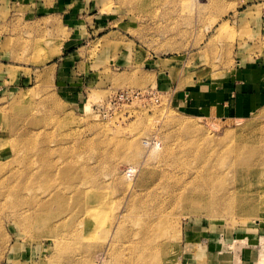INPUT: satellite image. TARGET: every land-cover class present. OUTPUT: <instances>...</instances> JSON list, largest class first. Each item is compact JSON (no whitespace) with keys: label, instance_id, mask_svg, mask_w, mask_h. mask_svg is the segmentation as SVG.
I'll return each instance as SVG.
<instances>
[{"label":"rangeland","instance_id":"rangeland-1","mask_svg":"<svg viewBox=\"0 0 264 264\" xmlns=\"http://www.w3.org/2000/svg\"><path fill=\"white\" fill-rule=\"evenodd\" d=\"M44 4L0 0V264H90L107 237L104 226L128 205L117 242L149 218L175 252L168 264H226L229 251L243 263L248 254L264 255V163L257 178H238L225 153L250 140L242 159L264 154V104L220 118L176 99L194 78L220 79L234 65L232 45L248 36L245 26L237 33L228 15L217 16L214 0H93L103 31L72 50L65 73L57 67L61 29L38 19ZM124 50L127 68L113 64ZM151 50L174 57L161 67L174 81L167 88L140 68ZM21 92L26 99L17 101ZM41 148H49L46 156ZM216 152L227 156L223 163L212 158ZM63 166L70 169L61 173ZM202 167L213 192L196 199L186 186L184 198V178ZM46 168L55 171L42 184L54 182L72 196L38 216L33 200L40 189L19 184ZM81 189L88 193L75 192ZM233 201L252 206L250 213L231 208ZM88 207L94 215L84 212ZM60 216L69 221L57 223Z\"/></svg>","mask_w":264,"mask_h":264},{"label":"crops","instance_id":"crops-1","mask_svg":"<svg viewBox=\"0 0 264 264\" xmlns=\"http://www.w3.org/2000/svg\"><path fill=\"white\" fill-rule=\"evenodd\" d=\"M43 2L44 6L37 11L40 15L38 19L48 21L47 25L52 21L61 29L58 45L61 56L57 67L58 71L69 73L72 50L76 46H84L97 40L98 38L91 40L89 38L103 31L104 20H98L94 13L93 0H43ZM214 2L220 10L216 12L217 16L225 18L228 15L230 25L235 27L236 32L245 26L248 36L241 40L236 37L232 45L235 46V63L220 79L203 78L199 81L194 78L193 84L180 90L176 99L180 107L194 110L196 113L220 118L242 117L264 104V0H214ZM171 58L174 57L166 53L157 54L151 50L144 55L140 68L156 83H164L167 88L174 81L171 79L170 71L166 68L161 70V67ZM131 62L130 53L124 50L118 53L113 64L127 68L132 66ZM230 252L227 253L230 255Z\"/></svg>","mask_w":264,"mask_h":264},{"label":"bare ground","instance_id":"bare-ground-1","mask_svg":"<svg viewBox=\"0 0 264 264\" xmlns=\"http://www.w3.org/2000/svg\"><path fill=\"white\" fill-rule=\"evenodd\" d=\"M26 96H27V94L24 92L19 93L17 96V99H18L17 101L26 99ZM181 125L184 127H188V124H185V123H180V126ZM17 142H18V144H21V143H19V140ZM249 143H250V140H247L244 143H242L241 146L230 145L225 152V153H227V155L230 156L231 164H230L229 168L232 167L236 173H239L238 175H236V176H238V178H240V177L241 178H246V177L257 178V176H258L257 168H259L258 166L260 164L264 163V154L260 155L258 158H256V160H253V161L245 160V158L242 159L243 153L241 150H243V148L247 147L249 145ZM18 144L15 145L16 149L20 147ZM129 146H132L131 148H133V147L137 148L134 145V142L129 143ZM40 150H42L43 156H46L47 152H49V148H41ZM226 157L227 156H225V155L222 156L221 153L216 152V155H214L212 158L215 160H218V162L223 163V161L226 160ZM207 159L209 161L211 160V158H207ZM44 163H48V162L46 160H44ZM72 165L74 166V164H72ZM48 166H50V164ZM67 166H65V167L63 166L64 167L63 170L61 168V170H62L61 173H66L70 169ZM131 169L132 168H130V170ZM44 170H45L44 172H40L38 175H35L33 173H30V172L27 173L25 175V178L19 184V185L23 186L24 189L29 190L30 192H32L33 190H36V189H40L41 192L38 195L35 194L34 200H33L35 206L39 205V209H40L39 211H37L36 209L33 208V212L35 213V215H38V216L40 215L42 210L46 209L47 207H50L53 204L63 203L62 204V206H63L64 205V199L66 202L68 200L67 198L72 196V193H71V195H69V193L66 194L64 192V190L58 184H56L54 182H48V184H46V185L42 184L43 183L42 181L50 180V177L54 174V171H55L54 170L53 172H50V171H48L47 168ZM207 170H209L208 167H202L199 169L194 168L193 174L190 175L188 173V175H186V177L184 179H186L188 176H189V179L183 180L182 188H179V192L182 195L185 194L184 198L186 197V192L184 194L182 192L185 190L184 188L186 186L192 187L190 192L191 191H194V192L192 193L191 197H195L196 199L202 198V195L204 193H209V195H210L213 192V190H211V187L209 186V184L204 183V180H206L205 175L207 174ZM162 185H163V183H162ZM16 186H15V189L17 188ZM23 187H22V189H23ZM94 188H95V186L91 187L89 193L87 190H84V189L75 190V192L76 193L80 192L83 194H86V193L91 194V193L96 192ZM212 189H213V187H212ZM134 191H135L134 186H133V188L127 187V192L130 193V192H134ZM75 192L73 191V193H75ZM122 194H124V193H122ZM225 197L227 198L228 201L225 202L224 205L227 206V205H229V203H228L230 200L229 198H232V197H229V195H226ZM191 200H192V198H191ZM230 201H232V200H230ZM93 206L95 207L96 205H93ZM94 207L86 208V210H84V212L89 214V215L88 214H86V215H88V216L94 215V213L96 212V208H94ZM230 207L231 208L236 207L238 212L240 214H244V215H247L248 213H250V211L252 209V206L250 207V205L240 204V202H236V201H233L232 203H230ZM131 208L133 209V206L128 205V207L126 208L128 210L125 213L124 212L121 213V212L117 211L116 213H114V215H112V218H110V220L107 222V224L104 226V229H103V231L107 232V237L105 235V237L103 239L104 241L102 240L103 242L98 247V250L96 251V255L94 256V258L92 259V263L90 262V264H168V258H172V254L175 252L170 251V249H169L170 248V242L167 240H163L164 231L162 230L161 226H157L155 221H153L149 218L144 219L142 222V227H140V229L135 230L134 232H131L130 237L128 239L124 240L123 242L120 241V243H119V241L117 242V236H118L119 232L123 230V226L126 223L127 218L130 217L131 213L129 212V209H131ZM30 210L31 209L29 208V211ZM148 216H150V215L148 214ZM259 216L264 217V214H260ZM68 218H70V217L60 216L58 219H55V220L57 223H62V222L69 221ZM88 220H89L88 222H93L92 219H88ZM95 229L96 228H93L92 232H94ZM133 235L134 236L137 235L138 237L135 238ZM91 241H93V240H91ZM230 253H231L230 254L231 258L226 257L224 259V262L226 264H262V263H264V255L262 253H260L258 255V257L257 256L254 257L252 254L249 257L247 256L251 260L245 261L244 263L241 262L239 259H237L233 252H230Z\"/></svg>","mask_w":264,"mask_h":264},{"label":"built area","instance_id":"built-area-1","mask_svg":"<svg viewBox=\"0 0 264 264\" xmlns=\"http://www.w3.org/2000/svg\"><path fill=\"white\" fill-rule=\"evenodd\" d=\"M130 92H133V91H130ZM133 93H135V92H133Z\"/></svg>","mask_w":264,"mask_h":264}]
</instances>
